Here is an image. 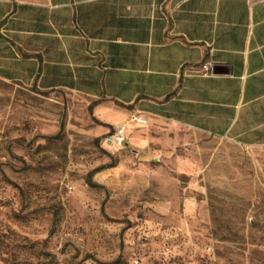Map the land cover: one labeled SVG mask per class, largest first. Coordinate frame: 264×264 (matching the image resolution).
Listing matches in <instances>:
<instances>
[{
	"label": "rangeland",
	"instance_id": "obj_1",
	"mask_svg": "<svg viewBox=\"0 0 264 264\" xmlns=\"http://www.w3.org/2000/svg\"><path fill=\"white\" fill-rule=\"evenodd\" d=\"M119 112L0 80V264H264V147Z\"/></svg>",
	"mask_w": 264,
	"mask_h": 264
},
{
	"label": "crops",
	"instance_id": "obj_2",
	"mask_svg": "<svg viewBox=\"0 0 264 264\" xmlns=\"http://www.w3.org/2000/svg\"><path fill=\"white\" fill-rule=\"evenodd\" d=\"M0 80L264 147V0H0Z\"/></svg>",
	"mask_w": 264,
	"mask_h": 264
},
{
	"label": "built area",
	"instance_id": "obj_3",
	"mask_svg": "<svg viewBox=\"0 0 264 264\" xmlns=\"http://www.w3.org/2000/svg\"><path fill=\"white\" fill-rule=\"evenodd\" d=\"M130 121L138 126H145L147 124V120L138 115L132 117ZM126 130L125 124H118L114 132L105 139L106 144L114 149L122 148L126 143Z\"/></svg>",
	"mask_w": 264,
	"mask_h": 264
},
{
	"label": "trees",
	"instance_id": "obj_4",
	"mask_svg": "<svg viewBox=\"0 0 264 264\" xmlns=\"http://www.w3.org/2000/svg\"><path fill=\"white\" fill-rule=\"evenodd\" d=\"M96 172H97V170L92 171V172L89 174V178H90L91 175L95 174ZM87 181H88V183H90V180H89V179H88Z\"/></svg>",
	"mask_w": 264,
	"mask_h": 264
}]
</instances>
